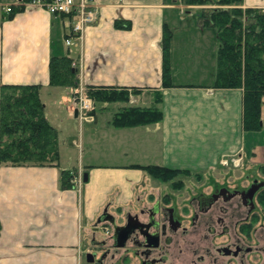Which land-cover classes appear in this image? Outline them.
I'll return each instance as SVG.
<instances>
[{
  "label": "crops",
  "instance_id": "obj_1",
  "mask_svg": "<svg viewBox=\"0 0 264 264\" xmlns=\"http://www.w3.org/2000/svg\"><path fill=\"white\" fill-rule=\"evenodd\" d=\"M19 2L0 0V87L40 86L44 116L57 133L58 163H0V264H78L81 235H90L100 212L138 199L134 192L146 174L135 165L190 173L220 166L222 159L264 165V97L261 129L243 131L241 89L211 87L214 34L188 19L191 12L175 0H96V18L79 47L71 48L63 42L65 17ZM241 7L264 9V0H242ZM163 24L170 31V87L161 86ZM52 55L71 60L80 87L138 88L127 105L148 107L158 91L161 119L113 127L112 114L126 105L116 102L99 104L90 121L78 118L69 104L71 90L48 85ZM175 75L184 80L173 82ZM62 148L79 155L69 157ZM61 170L71 174V187H60Z\"/></svg>",
  "mask_w": 264,
  "mask_h": 264
},
{
  "label": "trees",
  "instance_id": "obj_2",
  "mask_svg": "<svg viewBox=\"0 0 264 264\" xmlns=\"http://www.w3.org/2000/svg\"><path fill=\"white\" fill-rule=\"evenodd\" d=\"M26 1V0H24ZM183 4H213L220 7L202 8L198 24L209 28L216 38L214 74L211 87L241 89V127L248 133L261 129V106L264 97V9L245 7L242 0H180ZM11 9V8H10ZM10 12V11H9ZM54 16L66 17L65 14ZM127 23L116 20L115 25ZM122 26V25H121ZM160 49L161 86L170 87L168 45L170 31L165 24L161 30ZM67 34H65L66 36ZM48 85L57 90H76L77 77L67 56L52 55L48 63ZM39 85H2L0 87V163L9 165H54L58 163L57 133L44 116V104ZM84 94L91 100L89 114L99 104L128 102L130 93L138 88L84 86ZM148 107L123 105L112 114L109 124L113 127H132L158 122L161 111L158 91ZM159 182H170L178 187L177 175L191 174L187 170L170 169L157 165H135ZM264 174V165H257ZM197 177V175H196ZM72 176L61 170V188L72 186ZM262 199H264V194Z\"/></svg>",
  "mask_w": 264,
  "mask_h": 264
},
{
  "label": "flooded vegetation",
  "instance_id": "obj_3",
  "mask_svg": "<svg viewBox=\"0 0 264 264\" xmlns=\"http://www.w3.org/2000/svg\"><path fill=\"white\" fill-rule=\"evenodd\" d=\"M244 178L242 185L151 187L146 203L117 207L119 218L104 208L90 231L87 262L264 264V179ZM113 226L122 229L114 234ZM98 231L104 234L96 240Z\"/></svg>",
  "mask_w": 264,
  "mask_h": 264
},
{
  "label": "rangeland",
  "instance_id": "obj_4",
  "mask_svg": "<svg viewBox=\"0 0 264 264\" xmlns=\"http://www.w3.org/2000/svg\"><path fill=\"white\" fill-rule=\"evenodd\" d=\"M175 4L178 5L181 9L183 10H188L191 12L190 15H188V19L191 20H196V22H198V12L200 9L202 8H210V7H220V6H215L213 4H205V5H197V4H183L182 2H180V0H175ZM244 8V7H242ZM193 11V12H192ZM197 11V12H196ZM66 18V17H65ZM67 19V18H66ZM194 20V21H195ZM209 29V28H207ZM210 30V29H209ZM213 33V32H212ZM216 39V38H215ZM79 47V46H78ZM184 80V77H177V75H175V78L173 79V82H182ZM67 90H71L69 88H66ZM83 89V90H81ZM59 90H62V88H59ZM84 86L81 88L78 85V80H77V85H76V90H71L70 95H69V104L71 107H73V111H76V114L78 116V118L86 120V121H90V118H88L86 115V111L85 110H79L78 109V105H77V100L76 97L80 94V92L85 96L84 94ZM52 95V94H51ZM49 106H47L48 111H50ZM88 115H90L88 113ZM70 131V128H69ZM74 132V131H72ZM67 134V132H66ZM65 134V135H66ZM75 136H76V127H75ZM62 151L64 152V154H66L67 156H72L74 157V159L76 158V156L79 155V150L73 149V150H67L66 148H62ZM239 159L237 158L236 163L233 165L231 164L230 161H228L227 164H223L221 162L220 166H216L213 169L207 170V171H203V172H199V173H191L188 175H177L175 177L174 180L177 181H181L183 185H185V188L191 186V185H199V184H212V183H218V184H228V185H234V184H245V178L244 175L248 174V175H256L257 178H262L264 179V174L261 173L258 168L257 165L258 163L256 161H251L250 163L245 162L244 160L240 162V164H238ZM197 175V177H196ZM78 179L80 177H77ZM80 182L78 183L81 184V179L79 180ZM75 182V181H74ZM76 183V182H75ZM170 182H159L156 179H153L152 177L148 176L146 174V176H144V179L142 181V185H139L138 187H136L135 189V195L138 196V199H136L135 201L130 202V206L125 204V205H114L113 207H111V212L114 213L117 218H119L120 216V212L117 210V207H129L130 209L135 208L136 206H138L139 204H144L146 203V196L148 193V190L153 187V189H156L157 186H160L159 188L162 190H167L168 186ZM177 192V191H174ZM152 194H154V191L151 192ZM109 210V209H108ZM95 220V219H94ZM94 221L91 223V225H89L90 227H88V230H91V228L93 227ZM102 233L101 231H98L97 233H95V237L94 239L99 240L101 237ZM90 235H81L82 238V249H81V254H80V258H79V263L78 264H91L89 262L86 261L85 259V255L87 253H89V249H88V240H89Z\"/></svg>",
  "mask_w": 264,
  "mask_h": 264
},
{
  "label": "built area",
  "instance_id": "obj_5",
  "mask_svg": "<svg viewBox=\"0 0 264 264\" xmlns=\"http://www.w3.org/2000/svg\"><path fill=\"white\" fill-rule=\"evenodd\" d=\"M20 2L44 8L52 15L65 14L69 29L67 35L63 38V42L66 47L70 48L80 45L85 27L91 24L96 18V0H20ZM4 10L9 12L10 7L6 6ZM74 100H77L78 109L85 110L87 113L86 116L88 117V111L92 105L91 100L81 92ZM88 118L91 117L89 116ZM229 160L232 164H235L237 158ZM221 162L223 164L227 163L225 159H222ZM79 180L80 178L75 179L77 185L80 182Z\"/></svg>",
  "mask_w": 264,
  "mask_h": 264
},
{
  "label": "water",
  "instance_id": "obj_6",
  "mask_svg": "<svg viewBox=\"0 0 264 264\" xmlns=\"http://www.w3.org/2000/svg\"><path fill=\"white\" fill-rule=\"evenodd\" d=\"M74 70V69H73ZM76 113V111H74V114ZM86 180V173H82V181H85ZM102 213H105V209H103V211H102ZM99 214L96 218H95V220H94V224H93V228H92V230L93 231H96V230H98V225L103 221V218H102V216H103V214ZM122 228L121 227H118V226H113V232H114V234H117L120 230H121ZM119 230V231H118ZM90 256V254L89 253H87L86 255H85V258H86V261L87 260H90L88 257Z\"/></svg>",
  "mask_w": 264,
  "mask_h": 264
}]
</instances>
